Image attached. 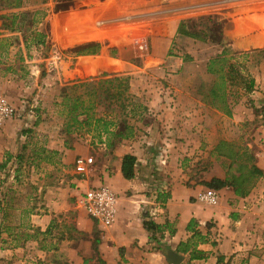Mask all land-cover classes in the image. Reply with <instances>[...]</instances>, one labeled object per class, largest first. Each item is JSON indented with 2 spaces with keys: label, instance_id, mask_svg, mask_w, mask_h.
<instances>
[{
  "label": "rangeland",
  "instance_id": "obj_1",
  "mask_svg": "<svg viewBox=\"0 0 264 264\" xmlns=\"http://www.w3.org/2000/svg\"><path fill=\"white\" fill-rule=\"evenodd\" d=\"M179 20L197 36L175 34ZM89 43L96 54L77 53ZM223 49L254 79L251 91L227 66L207 70ZM0 94L18 111L0 130V264H104L106 228L80 192L104 184L117 200L157 197L165 178L179 192L226 179L219 199L243 202L252 251L264 256V0H0ZM158 115L168 118L156 140L146 131ZM143 133L146 188L117 173L118 147ZM45 212L48 224L31 221ZM25 235L34 249L16 250Z\"/></svg>",
  "mask_w": 264,
  "mask_h": 264
},
{
  "label": "crops",
  "instance_id": "obj_2",
  "mask_svg": "<svg viewBox=\"0 0 264 264\" xmlns=\"http://www.w3.org/2000/svg\"><path fill=\"white\" fill-rule=\"evenodd\" d=\"M167 118L162 115L153 117L150 120V123L153 121L151 124L153 130L147 128L146 132L155 133L154 138L158 140L160 136L156 135L157 127H162L163 123L167 122ZM156 140H154L155 143ZM135 141H132V145H130L131 142L129 144L126 142L118 147L122 153L119 158L118 174H121L123 155L132 154L136 157L137 154L140 155L149 148L145 145L144 149L143 145L145 142H150L147 133L138 136V140ZM138 164L139 160L136 157L134 177L125 180L130 185L146 188L145 183L150 185L145 177L148 165L143 163L137 166ZM160 180H164L159 183V186H162V190L164 188L165 191L157 194V197L153 194L118 197L115 203L116 218L110 226L106 227L99 244L104 264L119 263V248L124 251L123 258L129 260L128 264H170L165 257L168 251H174L183 257L179 264H264V256L259 257L252 251L253 235L248 232L252 229V221L246 217L243 202L223 191L224 194H221L216 205H207L190 197L196 196L199 190L185 187L179 192L172 186L173 184L168 182V178ZM60 205V201L55 202L51 209ZM149 211H155V216H150ZM144 212L147 213V218L143 217ZM36 217H32L31 221L37 224H48L50 221V215L46 212ZM144 219L160 226V230L145 229ZM252 230L255 231V229ZM194 231L201 234V240H193ZM247 233L250 238H246ZM212 236L217 237L216 243ZM25 238V241L15 244L16 250L23 249V245H25L23 250L26 251L34 247L35 243L29 241L27 235ZM185 248L186 252H181Z\"/></svg>",
  "mask_w": 264,
  "mask_h": 264
},
{
  "label": "trees",
  "instance_id": "obj_3",
  "mask_svg": "<svg viewBox=\"0 0 264 264\" xmlns=\"http://www.w3.org/2000/svg\"><path fill=\"white\" fill-rule=\"evenodd\" d=\"M15 16V15H13ZM13 22L10 23V25H6V26H10V28L12 29L13 27ZM188 22L187 20H179L176 22L171 23V26L173 28V32L175 34H180V35H185V36H191V37H196L197 33H195L194 31H190L189 30V26H188ZM221 42V41H220ZM34 43L35 44H40L43 45L45 43V34L41 33L39 31H35L34 32ZM100 47L99 43H89L83 47H80L77 50V53L81 54L83 52H86L87 54H96L98 49ZM225 50L223 49L221 51V54L209 59L208 63H207V70L210 72H222L224 71V66H227L228 70H227V76L229 79H234V78H239V82L242 85V88L246 91L249 92L252 90L253 86H254V79L252 77H250L249 75H244L241 73V71H239V69L237 68V65L233 62L228 63V61L226 60L227 58H225L223 55L225 54ZM114 50H111V53H113ZM164 54L162 56V59L167 56L170 55V49H166V51H163ZM158 62V61H156ZM218 65L219 68L218 70L214 69V66ZM221 78H224V75H221ZM118 79V78H115ZM123 81H127L126 79H122ZM230 112L227 111V114H229ZM135 161H136V157L132 154H125L122 157L121 160V166H120V171L122 174V177L124 179L130 180L134 177V165H135ZM255 172L260 173V170L257 169L256 167L254 168ZM227 180H221V179H217V178H212L209 182L206 183V185L209 188H215V189H219L222 188L223 186L227 185ZM237 191V190H235ZM143 217L147 218V213H143ZM143 226L145 229L147 230H160V226L156 225L155 223H153L152 221H149L148 219H144L143 220ZM194 235L201 240V236L199 235V233L197 231H194V234L192 236V238L194 237ZM186 248L181 250V252H186ZM195 251V250H194ZM193 251V252H194ZM192 257V255H191Z\"/></svg>",
  "mask_w": 264,
  "mask_h": 264
},
{
  "label": "built area",
  "instance_id": "obj_4",
  "mask_svg": "<svg viewBox=\"0 0 264 264\" xmlns=\"http://www.w3.org/2000/svg\"><path fill=\"white\" fill-rule=\"evenodd\" d=\"M17 112V108L0 94V130L7 121L13 120L17 116ZM75 167L77 171L83 172L86 168L84 158H76ZM79 199L86 214L93 222L104 228L114 222L117 196L107 185L99 184L87 187L80 192ZM196 200L207 205H216L219 201V195L215 189H205L198 192ZM149 214L150 216H155V214Z\"/></svg>",
  "mask_w": 264,
  "mask_h": 264
},
{
  "label": "water",
  "instance_id": "obj_5",
  "mask_svg": "<svg viewBox=\"0 0 264 264\" xmlns=\"http://www.w3.org/2000/svg\"><path fill=\"white\" fill-rule=\"evenodd\" d=\"M165 257L170 264H179L182 260V256L174 251H168L165 253Z\"/></svg>",
  "mask_w": 264,
  "mask_h": 264
}]
</instances>
